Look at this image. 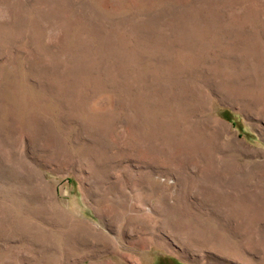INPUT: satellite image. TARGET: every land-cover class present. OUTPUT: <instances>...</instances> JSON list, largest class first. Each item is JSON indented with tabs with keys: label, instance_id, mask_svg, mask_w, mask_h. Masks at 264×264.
<instances>
[{
	"label": "rangeland",
	"instance_id": "374dc122",
	"mask_svg": "<svg viewBox=\"0 0 264 264\" xmlns=\"http://www.w3.org/2000/svg\"><path fill=\"white\" fill-rule=\"evenodd\" d=\"M0 264H264V0H0Z\"/></svg>",
	"mask_w": 264,
	"mask_h": 264
}]
</instances>
